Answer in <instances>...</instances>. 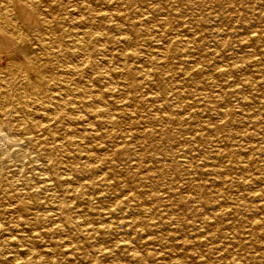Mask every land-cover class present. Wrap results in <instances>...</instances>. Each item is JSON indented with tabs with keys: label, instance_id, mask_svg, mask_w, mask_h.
Segmentation results:
<instances>
[{
	"label": "rangeland",
	"instance_id": "obj_1",
	"mask_svg": "<svg viewBox=\"0 0 264 264\" xmlns=\"http://www.w3.org/2000/svg\"><path fill=\"white\" fill-rule=\"evenodd\" d=\"M59 4L60 23L51 16L61 42L83 26L92 50L93 39L104 44L94 59L105 71L125 66L128 74V69L138 67L158 73L152 89L139 91L137 110L119 115V128L103 122L96 127L101 138L95 143L87 130L85 140L95 145L90 153L97 161L88 163L85 174L73 173L74 182L84 183L79 196L66 200L72 217L100 231L81 234L43 225L48 229L38 239L33 226L17 222L15 213L3 212L8 200L0 199V264H74L72 259L100 249L122 257L128 251L122 241L127 240L144 245L140 250L157 252L163 260L185 255L196 258V264H264V0H56L53 6ZM98 11L104 12V29L95 38L89 28L96 21L89 18ZM116 12L120 17L110 20L108 13ZM122 21L136 24L142 32L134 58L111 57L130 52L121 48L123 44L107 42L124 36L113 28ZM174 35L179 57L166 62L152 53L160 46L162 51ZM149 52L155 61H150ZM111 79L95 83L101 90L108 83L118 88L115 97L105 93L109 104L120 100V82L128 83L130 77ZM163 109L173 112L179 125L155 120V113ZM90 121L95 127L92 116ZM148 130L155 132L141 137ZM155 144L162 148L159 152ZM121 146L129 148L132 162L118 161L111 167L102 160ZM225 150L235 151L233 164ZM0 153L6 159L5 173V167L19 166L21 172L13 179H23L31 171L29 158L20 156L13 143L7 148L0 142ZM56 172L62 173L60 168Z\"/></svg>",
	"mask_w": 264,
	"mask_h": 264
},
{
	"label": "bare ground",
	"instance_id": "obj_2",
	"mask_svg": "<svg viewBox=\"0 0 264 264\" xmlns=\"http://www.w3.org/2000/svg\"><path fill=\"white\" fill-rule=\"evenodd\" d=\"M55 1L0 0V142L7 148L10 147V143H13L18 150L20 148V156H27L32 167L29 174L23 176V179H13L14 176L12 175H15V172H21L19 166L5 167L8 171L6 173L11 174L6 175L2 167L6 159L0 153V199L8 200L2 207L3 212H11V215L15 213L17 214L15 219L17 222L33 226L32 233L38 239L44 238L43 232L48 228L61 230L67 227L81 234H93L100 231V228L87 227L82 219L71 216L66 197L72 199L79 196L81 193L80 185L84 183V181L80 184L74 182L72 175L73 173L75 175L85 174L89 171L88 163L97 161L96 156L90 153L92 152L91 149L96 148L92 143L101 138L100 131L96 127L106 122L114 128H119V115L121 114L119 118H122V115L128 116L131 113L133 114L132 110H137L135 103L138 102L140 97L138 95L139 91L142 89L149 90L155 83L153 81L154 75L158 73H154L150 69L146 71L145 67L144 69H138V67L137 69H128V74L125 66L105 71V66L99 65L94 59L96 53L99 52L100 54L99 47L104 44H100L101 42H98V39H93L94 49L92 50L89 47L88 35L82 29L83 26L80 29L82 31L74 30L71 35L67 36L68 40L65 43L61 42L54 31V19L51 14L56 17L57 24H59L62 16L59 12L63 8L60 7V4L54 7L53 3ZM51 9L56 10V12L54 13ZM102 13L104 12L98 11L93 18H89V20L96 21L89 28V34L95 38L104 29L103 20L101 19L104 14ZM108 14L110 20L121 15L120 12ZM145 15L148 16L147 12L141 17L143 18ZM138 17L136 18L138 19ZM76 20L80 22L79 17ZM127 21H122V24L116 22L113 27L118 35L123 34L124 36H119V38L110 37L112 40H107V42L123 44L120 47L127 49V51L130 50V52H127L129 55L126 52H119V54H112L111 57L119 59L134 58L138 53L137 48L135 49V43L142 32L136 29V24L133 25ZM85 22L83 21L84 24ZM125 23L128 25L126 26ZM147 29L148 31L151 30L149 27ZM164 30L166 32L170 31H167V28ZM173 34H176L175 31ZM177 38V35H174L173 38L168 40V46H164L162 51H160L162 47L158 46L160 49L152 53H155V56L156 54L161 56L160 59H164L166 62L172 57H179ZM152 49H154L153 46ZM152 53L149 52V54ZM150 56V61L153 62V54ZM160 62L162 61L160 60ZM147 63L145 64L147 65ZM161 71L160 73L166 74L169 69L166 72ZM139 73L141 74L140 80L136 77ZM123 75L124 77H127V75L130 77L128 83L120 82L123 99L121 97L120 100H117L119 98L117 97L111 104L107 103L104 100L105 93L115 97L114 92L118 88L108 83L109 86L106 90H101L95 83H100L102 79L109 82L112 77L120 76L122 78ZM159 75L161 76V74ZM167 79L169 80L168 77ZM169 83L171 90L173 83L171 81ZM118 92L120 93V91ZM121 101H125L123 105L118 104ZM113 110H118L116 112L118 114L114 113ZM157 113H155V120L159 118V121L165 120L173 124L177 123V125L180 123V119L172 115L173 112L171 114V112L163 109L160 115ZM226 114L227 112H223L222 115ZM89 116L95 119L96 124L93 128ZM146 120L149 119L146 118ZM164 129L162 127L161 130ZM87 130L91 134V144L85 140ZM153 131L148 130L141 137L145 138L147 134L152 136L155 132ZM106 133H109V131H106ZM165 133L169 134V131L166 130ZM158 138L160 140V137ZM201 140L204 139L201 138ZM156 146L157 144L154 147L159 152L162 148L159 149ZM128 152L129 148H125V146L116 147L106 157L104 155L102 160H105L108 165H114L118 161L129 164L131 158ZM225 152L229 153L233 164L235 162V151L225 150ZM108 156L110 160L107 159ZM16 162L18 163V161ZM112 165L111 167H113ZM57 168L61 169V174L57 173L59 171L56 172ZM103 180L107 181L108 179ZM140 204L142 205V203ZM43 225H48V228ZM122 242L126 243L125 245L128 248V251L125 249L126 252L122 257H111L112 253L108 251L109 249L103 251L95 248V253H83V255L72 260L75 262L74 264H83L85 261H87L86 264H196L194 261L196 258L191 260L185 255L177 257L172 254V257L166 259L165 256L163 260L157 252L140 250L144 248V245H139L130 240ZM20 247H24V245H20ZM24 250L26 249L24 248ZM65 264H68V261H65Z\"/></svg>",
	"mask_w": 264,
	"mask_h": 264
}]
</instances>
